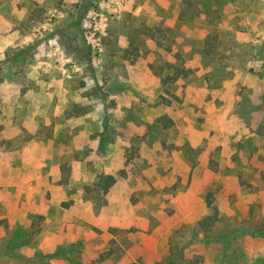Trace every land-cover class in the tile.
I'll use <instances>...</instances> for the list:
<instances>
[{
    "label": "rangeland",
    "instance_id": "374dc122",
    "mask_svg": "<svg viewBox=\"0 0 264 264\" xmlns=\"http://www.w3.org/2000/svg\"><path fill=\"white\" fill-rule=\"evenodd\" d=\"M0 264H264V0H0Z\"/></svg>",
    "mask_w": 264,
    "mask_h": 264
},
{
    "label": "trees",
    "instance_id": "16d2710c",
    "mask_svg": "<svg viewBox=\"0 0 264 264\" xmlns=\"http://www.w3.org/2000/svg\"><path fill=\"white\" fill-rule=\"evenodd\" d=\"M171 66V72L162 74L161 72L157 73L160 76V80L163 84H168L170 82H174L177 78L180 76H185L188 74L189 70L183 66L180 65H174V64H168ZM160 124L164 127H169L173 124V121L171 118L162 115L157 119ZM116 182V177L112 174H105L101 175L98 179V185L103 191H107L114 183ZM213 192L209 191L207 193V204L211 205L213 201ZM215 216L214 215H207L202 220H200V224L203 228H208L215 222ZM246 233V232H245ZM243 233H233L231 235H228L224 238H222L223 241L227 242L233 238L239 237Z\"/></svg>",
    "mask_w": 264,
    "mask_h": 264
}]
</instances>
